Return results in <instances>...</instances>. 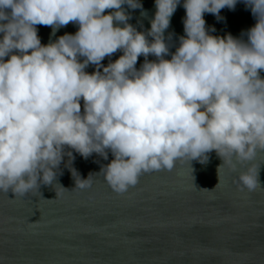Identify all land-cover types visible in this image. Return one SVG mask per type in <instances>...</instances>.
<instances>
[{
  "label": "clouds",
  "instance_id": "obj_1",
  "mask_svg": "<svg viewBox=\"0 0 264 264\" xmlns=\"http://www.w3.org/2000/svg\"><path fill=\"white\" fill-rule=\"evenodd\" d=\"M237 3L183 0L185 34L170 52L165 32L181 0H155L147 31L123 7L142 10L140 0H0V191L52 185L64 157L74 159L66 149L85 159L111 152L100 172L117 194L213 151L223 163L235 158L234 168L264 153V0H243L256 19L247 40L211 35L204 19ZM69 23L75 34L41 44L37 25L54 35ZM259 173L241 172L242 190H264ZM93 174L74 188H90Z\"/></svg>",
  "mask_w": 264,
  "mask_h": 264
},
{
  "label": "water",
  "instance_id": "obj_2",
  "mask_svg": "<svg viewBox=\"0 0 264 264\" xmlns=\"http://www.w3.org/2000/svg\"><path fill=\"white\" fill-rule=\"evenodd\" d=\"M140 3L142 10L123 7L131 14L129 23L147 31L155 0ZM182 5L183 0L165 32L166 38L172 34L170 52L185 34ZM204 19L206 27L215 28L211 35L244 40L256 23L243 0L234 11L221 9L219 18L205 13ZM36 27L43 45L78 31L73 23L54 35L49 26ZM122 54L101 63L107 66ZM143 62L139 57L137 69ZM95 70L92 65L85 69L89 74ZM260 75L264 78V71ZM66 151L74 159L64 157L52 185L41 184L23 196L0 191V264H264V190H242L238 180L241 172L260 166L264 187V153L234 168L235 158L223 163L213 151L206 163L178 161L171 171L145 173L136 186L117 194L100 172L114 158L111 152L105 160L95 153L85 159ZM90 173V188H74Z\"/></svg>",
  "mask_w": 264,
  "mask_h": 264
}]
</instances>
